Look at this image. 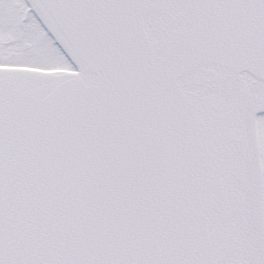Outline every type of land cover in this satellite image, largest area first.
Returning <instances> with one entry per match:
<instances>
[{"label":"snow or ice","instance_id":"1","mask_svg":"<svg viewBox=\"0 0 264 264\" xmlns=\"http://www.w3.org/2000/svg\"><path fill=\"white\" fill-rule=\"evenodd\" d=\"M0 264H264V0H0Z\"/></svg>","mask_w":264,"mask_h":264}]
</instances>
